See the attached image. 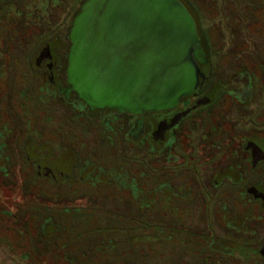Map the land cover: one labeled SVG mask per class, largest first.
<instances>
[{
  "label": "rangeland",
  "instance_id": "rangeland-1",
  "mask_svg": "<svg viewBox=\"0 0 264 264\" xmlns=\"http://www.w3.org/2000/svg\"><path fill=\"white\" fill-rule=\"evenodd\" d=\"M82 1L0 0V140H8L7 152L13 158L8 177L0 175V264H59L53 251L60 242L71 255L90 252L80 264H264L256 251L264 242L261 220L254 215L249 222H225L216 208L199 201L191 175L185 176L190 194L175 197L170 206L176 211L167 210L165 145L137 146L128 133L126 116L111 120V130L101 135L95 120L76 121L71 119L73 111L60 102L38 99L41 90L31 64L33 49L42 33L58 31L61 23L68 29ZM185 1L201 18L203 35L213 41L224 73L252 68L254 59L258 65L264 63L262 10L248 15L250 26L239 28L236 21L233 27L227 25L239 11L234 0H221L223 10H228L222 14L212 13L207 6L211 0ZM261 80L264 88V77H259L260 84ZM25 121L35 141L77 149L96 168L86 167V180L81 182L53 183L32 177L33 168L20 163V125ZM27 151L32 155L31 148ZM71 162L69 151L60 169ZM131 177L140 190L137 195L131 192H135ZM175 179L172 188L177 190L179 176ZM144 197L153 203L142 204ZM41 231L53 232L43 237ZM54 236L59 244L50 240ZM102 241H110L114 249L103 254L110 246H99L105 244Z\"/></svg>",
  "mask_w": 264,
  "mask_h": 264
},
{
  "label": "flooded vegetation",
  "instance_id": "flooded-vegetation-1",
  "mask_svg": "<svg viewBox=\"0 0 264 264\" xmlns=\"http://www.w3.org/2000/svg\"><path fill=\"white\" fill-rule=\"evenodd\" d=\"M186 4L193 10L203 39L200 82L187 98L171 108L137 114L88 106L79 99L67 80L70 27L67 29L61 23L58 31L42 33L36 49H33L35 54L31 64L37 70V88L41 90L38 99L60 102L63 107L73 111L71 119L76 121L95 120L101 126V135L111 130V120L126 116L128 133L130 137L134 135L137 146L147 143L150 149H155L157 143L165 145L169 158L166 159L167 176L163 190L167 192L165 205L170 212L176 211L170 206L173 199H183L189 193L187 187L191 186L186 178L189 174L196 182L199 201L204 205L211 204L213 210L216 208L225 222H249L255 215L261 220L260 230L264 231V88L263 80L261 84L259 82V77H264V63L258 65L254 59L255 66L252 68L246 66L232 74L224 73L219 61H216L220 54L214 53L213 41H207L203 35L201 18ZM222 4L221 0H211L207 6L215 14L228 12L223 10ZM233 4L239 11L236 18L227 20V25L232 27V21H236L239 28L250 26L251 18L248 15L253 17L258 10L264 13V0H234ZM20 127V163L33 168L32 177L53 183L75 179L81 182L86 180L87 172L83 173L86 167L88 170L96 168L90 159H82L77 149L70 150L59 142L49 140L35 141L28 133L30 124L26 121ZM36 136L41 138L39 133ZM8 147V140L2 137V177H8L12 170L13 158L7 152ZM28 147L33 150L32 155H29ZM69 151H72L73 162L60 169L61 160ZM156 170L154 168L152 173L155 174ZM122 171L128 178V173ZM177 176V187L179 189L185 185L183 190L172 188L176 186L172 182L176 181ZM129 179L135 188L132 194H139L135 178ZM144 200L146 205L153 203L151 198ZM204 212H208L207 207H204ZM256 251L264 257V242Z\"/></svg>",
  "mask_w": 264,
  "mask_h": 264
},
{
  "label": "water",
  "instance_id": "water-1",
  "mask_svg": "<svg viewBox=\"0 0 264 264\" xmlns=\"http://www.w3.org/2000/svg\"><path fill=\"white\" fill-rule=\"evenodd\" d=\"M200 30L184 0H83L69 28L67 80L92 108H171L200 82Z\"/></svg>",
  "mask_w": 264,
  "mask_h": 264
},
{
  "label": "trees",
  "instance_id": "trees-1",
  "mask_svg": "<svg viewBox=\"0 0 264 264\" xmlns=\"http://www.w3.org/2000/svg\"><path fill=\"white\" fill-rule=\"evenodd\" d=\"M142 204L146 203V201L143 200V202H141ZM54 231V230H53ZM52 231V232H53ZM42 232V236L44 237H49L50 235H52V232L49 231L48 233H44L43 231ZM50 240H52V242H56L54 244H59V240H58V237L56 238L55 236L50 238ZM109 240V239H108ZM206 240V239H204ZM104 242L105 244L101 243L100 242L98 243L99 246H102L103 248L105 246H110V247H106V249L103 251V254H105L106 252H108L109 250H113L114 249V244H112L110 241H102ZM198 244V243H197ZM198 245H203V243L199 242ZM55 246V245H54ZM97 246V245H96ZM95 246V247H96ZM64 247H66L62 242H60L59 245L55 246L54 248V254L56 255V253L58 254V256L54 259V260H58L59 261V264H80L81 260L83 258H85V256L90 253V252H80L78 253V256H75V255H71L69 254L70 252L68 251V247L66 248V250L64 251ZM91 252L95 253V250L94 248L91 250ZM92 253V254H93ZM98 254V253H97ZM102 254V255H103Z\"/></svg>",
  "mask_w": 264,
  "mask_h": 264
}]
</instances>
